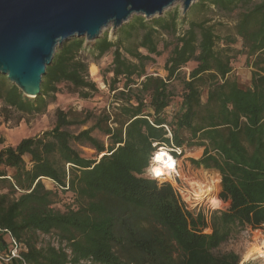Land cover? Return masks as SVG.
<instances>
[{
  "label": "trees",
  "instance_id": "1",
  "mask_svg": "<svg viewBox=\"0 0 264 264\" xmlns=\"http://www.w3.org/2000/svg\"><path fill=\"white\" fill-rule=\"evenodd\" d=\"M195 8L233 15V32L219 34L209 16L178 31L176 8L135 15L114 39L103 32L65 41L37 96L0 74V124L14 127L45 113L62 92L94 97L100 89L87 59L111 54L102 73L107 106L56 107L49 129L0 148V239L25 245L9 264H256L215 249L264 226V0H199ZM165 51L162 76L151 67ZM241 54L248 83L232 74ZM161 146L201 147L189 161L218 172L227 205L192 212L169 182L145 176ZM41 234H54L58 245Z\"/></svg>",
  "mask_w": 264,
  "mask_h": 264
},
{
  "label": "water",
  "instance_id": "2",
  "mask_svg": "<svg viewBox=\"0 0 264 264\" xmlns=\"http://www.w3.org/2000/svg\"><path fill=\"white\" fill-rule=\"evenodd\" d=\"M197 0H0V74L29 97L40 94L46 67L72 37L94 40L135 15L161 16Z\"/></svg>",
  "mask_w": 264,
  "mask_h": 264
},
{
  "label": "rangeland",
  "instance_id": "3",
  "mask_svg": "<svg viewBox=\"0 0 264 264\" xmlns=\"http://www.w3.org/2000/svg\"><path fill=\"white\" fill-rule=\"evenodd\" d=\"M198 1L199 0L194 3H197ZM193 4H191L185 12H183L181 3H176L169 9L172 10L176 8L177 10L178 20H181L178 25V31L185 29L187 26V22L190 19H201L203 16H209L211 17V22L217 24L216 29L219 34L223 35L233 32V23L235 18L233 15H225L219 12H207L206 14H204L202 11H197L196 8L194 10H191ZM210 8L214 10L213 5H211ZM114 30L115 29H112L110 27L104 30V32H107L109 38L114 39ZM166 38L168 41L172 40L171 36H167ZM234 46L240 49L241 41L238 40L237 43L234 44ZM166 55L167 52L165 51L161 56L157 58V64L151 67V71L158 72L162 76L165 75V71L162 66L165 61ZM87 60H89V76L98 84V87L100 89L99 93H96L94 97L89 98L88 100L78 99L77 97H74L69 93L62 92L58 94L56 103L50 104L48 106V111H46L45 114L26 116L23 121H21L14 127H8L5 124L0 125V139L3 140L2 144L0 145H11L12 143H16L18 139L32 136L38 134L42 130L49 129L53 124V111L57 106L65 109L69 106H74L78 109L89 108L94 111H98V109L107 106L108 102L110 101L111 92H109L103 84L102 73L105 72L106 68L110 66L111 54L107 53L97 61H92L90 58H88ZM92 65L96 67V71L94 73H91L90 71V67ZM193 65L194 63L192 61L188 62L182 68V71L187 74V72ZM250 71L251 67L244 63L243 55H238L233 62L232 74L235 75L241 82L248 83L250 79ZM107 76H110V74H107ZM182 151L183 152H181V154L177 156V160L180 163L178 172L181 178L190 180L194 175H196L199 181H204L205 175L203 171L200 169V167L191 165L189 161V158L193 156H199L201 150L195 151V148L182 147ZM44 183L47 188L52 187V182L49 179H44ZM58 205L61 206V203L58 202L57 206ZM226 205L227 202H223L221 200L220 207L224 208ZM6 237L9 240V236L6 235ZM40 239L42 240V242H50L54 245H58L57 237L54 234H41ZM8 240L7 243L10 247L11 244ZM262 244H264V226L257 228L247 227L246 229H243L242 231L232 235L218 248H216L215 251H234L241 257V262L253 260L256 262V264H264V257L258 256L256 253H253V250L260 249ZM4 248L5 243L0 239V250H3ZM251 254L253 256H251Z\"/></svg>",
  "mask_w": 264,
  "mask_h": 264
},
{
  "label": "built area",
  "instance_id": "4",
  "mask_svg": "<svg viewBox=\"0 0 264 264\" xmlns=\"http://www.w3.org/2000/svg\"><path fill=\"white\" fill-rule=\"evenodd\" d=\"M164 148L168 151L175 160L173 168L166 169L169 172L165 173L161 177L155 176L151 171V164L153 163V153L149 160V164L145 169L144 175L156 179L159 182H169L176 194L183 201L185 208L192 211L198 212L203 211L206 216L213 209H221V199L219 198V174L213 170H206L200 168L204 175V181L200 180L194 175L190 180L181 178L178 170L180 163L177 160V155L181 154L182 147H176L175 149H167L163 146L158 147ZM214 172V173H213ZM9 243L11 246L6 250H0V264H9L12 259H22L21 251L25 249V245L17 242L13 237H9Z\"/></svg>",
  "mask_w": 264,
  "mask_h": 264
},
{
  "label": "bare ground",
  "instance_id": "5",
  "mask_svg": "<svg viewBox=\"0 0 264 264\" xmlns=\"http://www.w3.org/2000/svg\"><path fill=\"white\" fill-rule=\"evenodd\" d=\"M90 71L91 73H94L96 71V67L92 65L90 67ZM174 164V157L164 148H160L159 150H156L154 152L153 163L151 164L150 168L155 176L161 177L165 173H168L169 171L166 169L173 168ZM253 253H256L258 256L264 257V244H262L260 249L253 250ZM251 256L253 255L251 254Z\"/></svg>",
  "mask_w": 264,
  "mask_h": 264
},
{
  "label": "crops",
  "instance_id": "6",
  "mask_svg": "<svg viewBox=\"0 0 264 264\" xmlns=\"http://www.w3.org/2000/svg\"><path fill=\"white\" fill-rule=\"evenodd\" d=\"M57 101V100H56ZM56 101L54 102V103H56ZM54 103H50V104H54ZM49 104V105H50ZM48 105V106H49ZM48 106H47V109H46V111H48ZM58 107V106H57ZM54 112V111H53ZM42 114H45V113H42ZM0 125H2V124H0ZM41 132V131H40ZM20 139H18L17 141H16V143L19 141ZM16 143H12L11 145H15ZM0 144H2V143H0ZM4 146H6V145H0V148H2V147H4ZM198 150H201V152H200V154H199V156L201 155V153H202V148L201 147H195V151H198ZM199 156H193L194 158H197V157H199ZM7 237H6V235L4 234V238H3V242L5 243V248L3 249V250H6L7 248H9V245H8V243H7ZM9 241V240H8Z\"/></svg>",
  "mask_w": 264,
  "mask_h": 264
}]
</instances>
